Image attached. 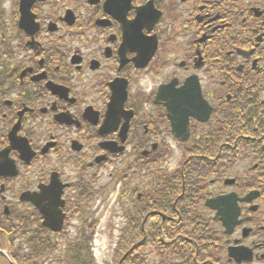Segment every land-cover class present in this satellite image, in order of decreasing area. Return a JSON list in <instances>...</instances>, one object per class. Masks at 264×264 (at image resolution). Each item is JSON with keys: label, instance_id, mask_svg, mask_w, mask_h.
I'll return each mask as SVG.
<instances>
[{"label": "flooded vegetation", "instance_id": "flooded-vegetation-1", "mask_svg": "<svg viewBox=\"0 0 264 264\" xmlns=\"http://www.w3.org/2000/svg\"><path fill=\"white\" fill-rule=\"evenodd\" d=\"M15 131L36 155L11 152L0 208L26 204L53 264H91L106 198L89 177L114 166L147 179L131 210L152 261L161 235L165 264H264V0H0V153ZM24 193L56 229L62 210V230ZM235 195L226 231L206 201Z\"/></svg>", "mask_w": 264, "mask_h": 264}, {"label": "rangeland", "instance_id": "rangeland-1", "mask_svg": "<svg viewBox=\"0 0 264 264\" xmlns=\"http://www.w3.org/2000/svg\"><path fill=\"white\" fill-rule=\"evenodd\" d=\"M153 85L150 84L149 87ZM146 89V85L144 86ZM112 170L105 172V175H108ZM11 189H14L13 186H10ZM16 191V190H15ZM96 211L98 212V218L100 219L101 225L99 228V235L97 236V245H98V254L103 248L106 250L113 248L117 242L118 231L113 230L114 227L117 228V225L122 222V218L119 217V204L118 197L116 193H112V196L106 202L105 207H100L99 201H96V204L93 205ZM111 258L109 256L108 260Z\"/></svg>", "mask_w": 264, "mask_h": 264}, {"label": "water", "instance_id": "water-1", "mask_svg": "<svg viewBox=\"0 0 264 264\" xmlns=\"http://www.w3.org/2000/svg\"><path fill=\"white\" fill-rule=\"evenodd\" d=\"M11 146L8 147L4 152L0 155V161L3 163L4 158L9 159V153L12 149L17 148V142L12 137L11 138ZM233 199V202H232ZM238 198L237 196L219 198L218 201H213L210 203L211 206L218 208L219 218L223 221L224 225L228 227H232V221H234V225L236 224V220L240 214L239 207L237 205Z\"/></svg>", "mask_w": 264, "mask_h": 264}, {"label": "trees", "instance_id": "trees-1", "mask_svg": "<svg viewBox=\"0 0 264 264\" xmlns=\"http://www.w3.org/2000/svg\"><path fill=\"white\" fill-rule=\"evenodd\" d=\"M130 231H131V227L127 228L125 233H124V236L122 238V244H131V240L132 238L134 237L132 234H130ZM17 241V240H16ZM13 246V257L16 261H19V248H15L14 245ZM134 259L133 256H131L129 258V264L131 263V261Z\"/></svg>", "mask_w": 264, "mask_h": 264}]
</instances>
